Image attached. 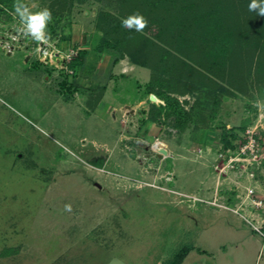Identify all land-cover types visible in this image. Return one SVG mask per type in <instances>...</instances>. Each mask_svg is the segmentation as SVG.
Instances as JSON below:
<instances>
[{
	"label": "rangeland",
	"instance_id": "obj_1",
	"mask_svg": "<svg viewBox=\"0 0 264 264\" xmlns=\"http://www.w3.org/2000/svg\"><path fill=\"white\" fill-rule=\"evenodd\" d=\"M69 1L22 0L51 11L45 44L85 53L70 79L0 0V264H264V82L172 94L190 114L174 129L150 69L95 55L101 6Z\"/></svg>",
	"mask_w": 264,
	"mask_h": 264
},
{
	"label": "trees",
	"instance_id": "obj_2",
	"mask_svg": "<svg viewBox=\"0 0 264 264\" xmlns=\"http://www.w3.org/2000/svg\"><path fill=\"white\" fill-rule=\"evenodd\" d=\"M4 1L8 6L15 2ZM91 1L101 6L95 27L102 37L94 48L95 55L111 52L115 64L127 59L134 66L150 69L146 94L163 101V105H151L163 110L174 129L183 131L190 114L172 94L184 96L199 87L217 93L215 79L239 87L252 71L256 81L264 82V15L259 7L249 8L252 0ZM65 3L57 0L59 9ZM256 3L264 6V0ZM69 4L72 6V0ZM136 13L147 21L142 31L122 23ZM84 58L85 53L79 51L70 68L82 64ZM67 82L63 78L60 85L71 92L74 83ZM235 139V134L224 133L223 147L233 148ZM188 251L182 249L170 264H181Z\"/></svg>",
	"mask_w": 264,
	"mask_h": 264
},
{
	"label": "clouds",
	"instance_id": "obj_3",
	"mask_svg": "<svg viewBox=\"0 0 264 264\" xmlns=\"http://www.w3.org/2000/svg\"><path fill=\"white\" fill-rule=\"evenodd\" d=\"M257 7H259L260 14L264 15V6L258 5L256 0H252L249 8L256 9ZM13 8L21 25L19 31L30 36L36 41H46L48 39L45 33L46 25L51 20V11L48 8H43L40 11L33 12L22 2V0H15ZM122 23L124 26L129 28L135 27L137 31H142L147 26V21L139 13L133 14L123 20ZM65 210L71 211V206L65 205Z\"/></svg>",
	"mask_w": 264,
	"mask_h": 264
},
{
	"label": "built area",
	"instance_id": "obj_4",
	"mask_svg": "<svg viewBox=\"0 0 264 264\" xmlns=\"http://www.w3.org/2000/svg\"><path fill=\"white\" fill-rule=\"evenodd\" d=\"M39 56L42 58L44 61V64L50 65L54 68H60L59 70L65 71L68 78L75 75V69L70 68V63L77 57L78 55V50L77 48L71 47L67 50H61L59 48L55 49L47 44L45 42L41 41L40 46H39ZM252 141V142H251ZM249 145L243 144L242 147H239L238 152H236L237 156H245V154L248 152H251L252 154L255 151V148L257 146L256 140L255 139H250ZM250 148H249V147ZM258 150V149H257ZM232 160V159H231ZM250 194L252 191L250 190ZM263 204L260 202V207H262ZM227 208V207H226ZM254 230L258 233L260 232L259 228H254Z\"/></svg>",
	"mask_w": 264,
	"mask_h": 264
},
{
	"label": "water",
	"instance_id": "obj_5",
	"mask_svg": "<svg viewBox=\"0 0 264 264\" xmlns=\"http://www.w3.org/2000/svg\"><path fill=\"white\" fill-rule=\"evenodd\" d=\"M149 100H150V102H154L153 95H150ZM159 153L162 154L165 157L167 156V153H166L165 150H159Z\"/></svg>",
	"mask_w": 264,
	"mask_h": 264
},
{
	"label": "bare ground",
	"instance_id": "obj_6",
	"mask_svg": "<svg viewBox=\"0 0 264 264\" xmlns=\"http://www.w3.org/2000/svg\"><path fill=\"white\" fill-rule=\"evenodd\" d=\"M153 98H154V102H158V99L153 95ZM159 149V144L158 143H156V144H154V149Z\"/></svg>",
	"mask_w": 264,
	"mask_h": 264
},
{
	"label": "crops",
	"instance_id": "obj_7",
	"mask_svg": "<svg viewBox=\"0 0 264 264\" xmlns=\"http://www.w3.org/2000/svg\"><path fill=\"white\" fill-rule=\"evenodd\" d=\"M110 57V56H109ZM124 60V59H123ZM123 60H121V61H119V62H122ZM117 64V63H116ZM130 64V63H129ZM130 65H132V64H130ZM134 66V65H133ZM97 67H98V65H97Z\"/></svg>",
	"mask_w": 264,
	"mask_h": 264
}]
</instances>
